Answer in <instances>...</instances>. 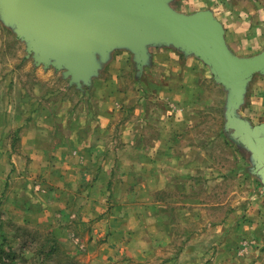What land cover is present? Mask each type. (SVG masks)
<instances>
[{
  "label": "rangeland",
  "instance_id": "obj_1",
  "mask_svg": "<svg viewBox=\"0 0 264 264\" xmlns=\"http://www.w3.org/2000/svg\"><path fill=\"white\" fill-rule=\"evenodd\" d=\"M23 44L7 50L6 61L14 62L12 53L24 56ZM110 52L109 62L99 57L101 73L88 84L71 81L65 68H46L51 69L54 88L63 92V121L86 124L100 115L106 142L97 160L77 153L74 144L63 154L61 146H54L50 172L37 166L25 187L24 178L13 181L18 165L10 153L11 134L10 144L4 139L0 146L5 155L0 157V264H184L183 252L190 247L196 250L193 244L205 245L201 240L208 228L206 219L215 223L232 208L246 205L256 163L236 143V133L224 132L225 96L209 73L202 72L209 104L194 105L199 112L192 120L195 126L191 123L189 128L187 117L182 123V115L168 113L170 103L159 96L140 95L136 61L128 48ZM28 69L20 72H32ZM151 72V77L157 74ZM54 100L59 101L60 94H54ZM59 117L54 116V123ZM176 123L181 125L178 129ZM178 131L183 139L172 144ZM132 136L133 144H128ZM190 150L197 154L191 160ZM157 152L164 159H157ZM110 169L108 178L95 175ZM14 184H22L19 198L10 192ZM95 185L98 193L92 191ZM23 188L30 193L22 195ZM189 209L196 216L191 227L186 221Z\"/></svg>",
  "mask_w": 264,
  "mask_h": 264
},
{
  "label": "crops",
  "instance_id": "obj_2",
  "mask_svg": "<svg viewBox=\"0 0 264 264\" xmlns=\"http://www.w3.org/2000/svg\"><path fill=\"white\" fill-rule=\"evenodd\" d=\"M172 1L175 2L169 0L168 6L177 14L188 16L198 11H209L221 32L224 47L220 50L222 52L219 56L227 67L233 70L242 69L250 59L264 51V0H239L238 3L234 0H176L173 7ZM7 8L8 6L0 4V146L5 143L4 139L10 144L7 137L11 134L13 148L10 153L12 160L18 165L13 181L24 178L23 183L26 187L32 171L38 172L37 166L39 168L43 166L45 173L50 172L53 167L50 159L54 153V146H61L63 154L67 152L69 146L77 145L76 152L86 153L94 162L97 160L95 156L99 158L100 146L106 142V138L102 140L100 122L97 119L100 118L99 114L92 124L69 125L62 120L63 112L60 109L65 107V100H62L63 92L54 88L51 69L46 71L47 67L43 63H37L35 52L28 51L30 45L20 35L18 22L10 17ZM22 44L26 51L24 56L20 52L12 53L15 55L12 57L14 62L6 61L5 52L20 49ZM142 45L144 50L140 58L128 49L136 61L135 77H140V95L159 96L170 103L168 113L174 116L182 115L180 118L182 123H185L187 117L189 119L187 127L190 128L188 125L191 123L194 127L192 120H196L195 114L199 112L194 105L199 103L202 105L199 107L204 108L209 104L210 99L203 93L205 90L202 88L204 80L202 72H208L209 77L222 89L225 96L224 132L236 133V143L251 153L250 158L256 163L252 193L248 196L246 205L243 208L241 206L232 208L222 220L215 223L206 219L208 228L204 229V240L200 238L201 243L205 245L198 248L193 244L196 250L190 247L186 254L183 252L181 257L187 258L184 264H264V67L244 82L236 110L242 123L241 126H236L241 132L228 121L230 87L218 78L212 66L198 51H186V46L175 42L158 44L145 42ZM99 57L101 59V56L98 55L101 63ZM109 58L110 56L104 62L111 61ZM36 68L40 71L38 75L34 72ZM21 69L32 72L25 74L20 72ZM101 69L102 65L93 78L101 73ZM150 71L157 74L154 72L155 76L151 77ZM58 93L60 100L56 101L54 94L59 95ZM91 109V112L95 111L94 106ZM56 115L60 117L54 123ZM176 125L177 123L174 124L176 129L181 126ZM185 126L186 124H183V127ZM81 127L83 130L78 132ZM244 130L248 136L251 135L252 143L257 148L255 151L246 142ZM173 137L172 144H178L180 138L183 139L179 131L178 135L174 134ZM133 139L134 136L126 142L133 144ZM157 142L162 143V140L158 138ZM2 153L0 147V157L5 159ZM196 156L193 151L189 153L190 160ZM66 158L61 157V160L65 161ZM157 159H164V154L157 152ZM112 171L113 169H110L95 175L108 178ZM109 184L110 181L108 186ZM21 185L14 184L11 194L19 198ZM98 189L99 187L95 185L92 191L98 193ZM21 193L23 195L30 192L28 188H23ZM19 203L18 201L17 206ZM190 210L186 220L189 227L196 221V216ZM18 211L23 214L25 210L18 208ZM214 225L217 230H213ZM189 230L188 235H191ZM232 233L235 235L232 236ZM196 235L193 231V239ZM170 264L179 262L172 261Z\"/></svg>",
  "mask_w": 264,
  "mask_h": 264
},
{
  "label": "water",
  "instance_id": "obj_3",
  "mask_svg": "<svg viewBox=\"0 0 264 264\" xmlns=\"http://www.w3.org/2000/svg\"><path fill=\"white\" fill-rule=\"evenodd\" d=\"M168 1L0 0V4L8 6L37 63L67 69L65 74L78 85L91 83L101 67L98 55L104 61L115 48H128L138 58L145 42L181 43L186 51H198L230 87L228 121L241 131L238 102L245 80L264 67V51L242 69L227 67L219 56L224 47L221 32L209 11L185 16L173 12ZM244 132L256 150L251 135Z\"/></svg>",
  "mask_w": 264,
  "mask_h": 264
}]
</instances>
